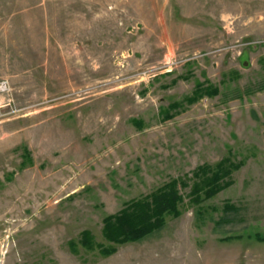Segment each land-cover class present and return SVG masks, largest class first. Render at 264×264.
<instances>
[{"label":"rangeland","instance_id":"1","mask_svg":"<svg viewBox=\"0 0 264 264\" xmlns=\"http://www.w3.org/2000/svg\"><path fill=\"white\" fill-rule=\"evenodd\" d=\"M225 159L229 186L197 198L196 170ZM173 180L178 216L105 240ZM256 233L264 0H0V264H264Z\"/></svg>","mask_w":264,"mask_h":264},{"label":"trees","instance_id":"2","mask_svg":"<svg viewBox=\"0 0 264 264\" xmlns=\"http://www.w3.org/2000/svg\"><path fill=\"white\" fill-rule=\"evenodd\" d=\"M239 165L229 159L217 165H202L194 173L195 181L192 193L197 198L210 199L229 186L231 174ZM183 196L180 194L178 181L173 180L151 194L128 202L121 212L105 218L103 236L113 245L136 242L160 230L168 216H178ZM237 209L234 204H226L224 214L216 224L225 221L226 214ZM256 239L264 242V233H256ZM83 243L88 249H95L88 233L83 234ZM113 245L104 247V255L112 254L116 248ZM101 247V245H100Z\"/></svg>","mask_w":264,"mask_h":264}]
</instances>
